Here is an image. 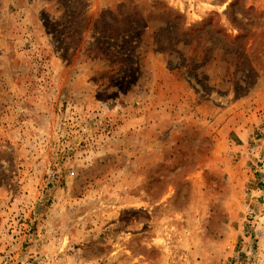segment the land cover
I'll return each mask as SVG.
<instances>
[{"label":"rangeland","instance_id":"1","mask_svg":"<svg viewBox=\"0 0 264 264\" xmlns=\"http://www.w3.org/2000/svg\"><path fill=\"white\" fill-rule=\"evenodd\" d=\"M264 0H0V264H264Z\"/></svg>","mask_w":264,"mask_h":264},{"label":"crops","instance_id":"2","mask_svg":"<svg viewBox=\"0 0 264 264\" xmlns=\"http://www.w3.org/2000/svg\"><path fill=\"white\" fill-rule=\"evenodd\" d=\"M263 238H264V236H263ZM260 253H261L260 255L264 256V254H262V251Z\"/></svg>","mask_w":264,"mask_h":264}]
</instances>
